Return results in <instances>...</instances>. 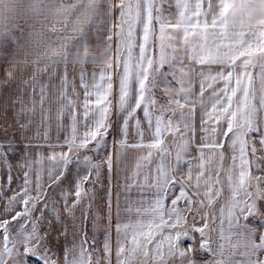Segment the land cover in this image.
I'll list each match as a JSON object with an SVG mask.
<instances>
[{
	"label": "snow or ice",
	"instance_id": "1",
	"mask_svg": "<svg viewBox=\"0 0 264 264\" xmlns=\"http://www.w3.org/2000/svg\"><path fill=\"white\" fill-rule=\"evenodd\" d=\"M0 264H264V0H0Z\"/></svg>",
	"mask_w": 264,
	"mask_h": 264
}]
</instances>
